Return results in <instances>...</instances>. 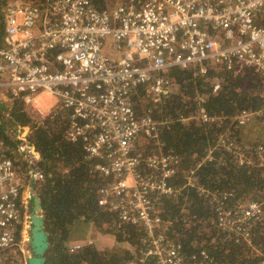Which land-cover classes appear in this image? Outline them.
<instances>
[{
	"label": "built area",
	"instance_id": "1",
	"mask_svg": "<svg viewBox=\"0 0 264 264\" xmlns=\"http://www.w3.org/2000/svg\"><path fill=\"white\" fill-rule=\"evenodd\" d=\"M114 1L103 11L92 0H45L44 9L28 0L3 3L0 107L9 102L11 108L18 101L40 120L55 110L68 112L66 138L84 143L86 158L102 161L94 171L112 180L98 190V206L115 213L120 224L145 232L137 255L127 264H214L205 251L186 260L180 246L163 237L154 212L160 197L174 193L170 180L179 161L162 152L160 124L135 116L132 96L143 85L154 102L169 94L171 84L160 74L170 68L198 67L201 74L213 68L234 75L251 70L264 78V26L257 23L264 16V0ZM220 89L216 79L212 92ZM43 96L54 104L43 108ZM254 115L242 110L233 122L242 127ZM194 118L212 120L203 110ZM14 129L18 152L33 166L40 156L27 140L30 129L18 125ZM141 137L156 148L145 158L135 153ZM5 150L0 138V264L8 261L3 253L12 260L28 254L27 230L36 197ZM254 154L264 165L263 146ZM236 156L242 163L243 156ZM29 176L41 180L35 170ZM193 182L186 178L188 186ZM215 197L210 195L217 201ZM261 212L262 205L255 201L218 208L214 227L235 242L249 244L248 223ZM80 245L69 247L70 252ZM260 257L264 261V253Z\"/></svg>",
	"mask_w": 264,
	"mask_h": 264
},
{
	"label": "trees",
	"instance_id": "2",
	"mask_svg": "<svg viewBox=\"0 0 264 264\" xmlns=\"http://www.w3.org/2000/svg\"><path fill=\"white\" fill-rule=\"evenodd\" d=\"M7 1L0 0V7ZM28 1L45 7V0ZM92 2L97 10L115 3ZM257 23L264 26V16ZM160 76L171 84L169 94L154 102L147 85H143L136 89L132 103L137 118L151 117L160 124L158 143L162 152L179 161L170 180L174 193L160 197L154 212L164 239L179 245L186 260L205 251L214 264H264L260 257L264 253V165L254 154L257 146L264 148V78L251 70L234 75L208 68L201 74L198 67L170 68ZM216 79L221 89L213 93ZM200 110L213 121L195 119ZM242 110L261 111L254 117L262 129L255 143L246 141L240 132L243 128L233 122ZM67 113L55 110L40 120L18 101L7 114L0 107L5 156L14 162L24 182L32 184L40 201L39 215L49 243L44 264H127L140 249L145 232L139 226L120 224L115 213L98 206V190L112 180L94 171L102 161L86 158L84 143L66 138ZM16 125L30 129L27 140L40 156L33 166L23 161L16 141L8 134ZM153 145L141 137L135 153L145 158L154 153ZM240 154L242 163L236 156ZM32 170L41 174V180L29 176ZM189 176L194 179L192 186L186 184ZM211 194L217 201L210 198ZM246 201L262 205L260 217L248 223L249 244L235 242L214 227L218 208L229 209ZM90 228L99 235V242H82L79 249L70 252L72 241L80 240ZM15 233L17 242L18 229ZM3 255L7 264L15 263L10 254Z\"/></svg>",
	"mask_w": 264,
	"mask_h": 264
},
{
	"label": "water",
	"instance_id": "3",
	"mask_svg": "<svg viewBox=\"0 0 264 264\" xmlns=\"http://www.w3.org/2000/svg\"><path fill=\"white\" fill-rule=\"evenodd\" d=\"M30 215V241L29 249L31 255L27 259V264H44V255L49 248L48 235L43 227V219L40 214V201L34 197Z\"/></svg>",
	"mask_w": 264,
	"mask_h": 264
},
{
	"label": "rangeland",
	"instance_id": "4",
	"mask_svg": "<svg viewBox=\"0 0 264 264\" xmlns=\"http://www.w3.org/2000/svg\"><path fill=\"white\" fill-rule=\"evenodd\" d=\"M110 2H111V0H107L108 5H110ZM114 4H116V3H114ZM40 99H41V106L43 108L44 107H48L49 104L50 105L54 104V101L52 99L48 98V97H44L43 96ZM3 103L4 102H1L2 105H3ZM3 106H4V114L5 113L7 114L8 113V110L10 109V108H8L10 106V103L7 102ZM245 111H247V110H245ZM249 112H251V111H249ZM260 112L261 111L254 112L255 113L254 117L257 118L258 117V114ZM255 118H253L251 120L252 122L250 121L251 123L249 122L247 125L242 126L243 129L240 131L241 132V135L244 137V139L246 141L253 142V143H255L256 138L258 136H260L261 133H262V129H261V127H259V124H258L257 120H255ZM15 133H16V130L14 128L13 129H10L8 131V134L9 135H13ZM31 206H32V204H31ZM27 233H28V237H30V235H29V229L27 230ZM97 237H99V235H97L95 233V231L92 228H90L86 232L85 236H82V238L80 240H76L74 242L72 241L70 247H72L73 245H76V244H81L82 242H89L90 241L92 243H96V242L98 243L99 242V239H97ZM25 247L28 250V254L27 255H31V252H30L28 243H27V245H25ZM14 258L16 260L14 264H24V262L26 260V259H23V255L21 257H18V258H17V256H14Z\"/></svg>",
	"mask_w": 264,
	"mask_h": 264
},
{
	"label": "crops",
	"instance_id": "5",
	"mask_svg": "<svg viewBox=\"0 0 264 264\" xmlns=\"http://www.w3.org/2000/svg\"><path fill=\"white\" fill-rule=\"evenodd\" d=\"M152 149H153V150H152L153 152H156V148H155V147H153ZM134 251H135V250H133V253H134ZM22 255H23V259H26V263H27V259L29 258V257H28L29 255L24 254V253H23Z\"/></svg>",
	"mask_w": 264,
	"mask_h": 264
},
{
	"label": "bare ground",
	"instance_id": "6",
	"mask_svg": "<svg viewBox=\"0 0 264 264\" xmlns=\"http://www.w3.org/2000/svg\"><path fill=\"white\" fill-rule=\"evenodd\" d=\"M120 3V2H119ZM105 10V9H104ZM98 11H103V10H98Z\"/></svg>",
	"mask_w": 264,
	"mask_h": 264
}]
</instances>
